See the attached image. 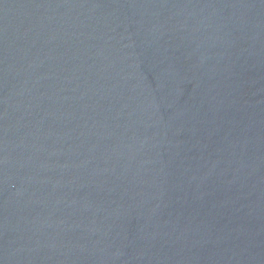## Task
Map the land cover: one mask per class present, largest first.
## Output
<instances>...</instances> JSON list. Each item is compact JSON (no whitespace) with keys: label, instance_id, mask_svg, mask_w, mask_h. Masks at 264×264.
Segmentation results:
<instances>
[{"label":"water","instance_id":"obj_1","mask_svg":"<svg viewBox=\"0 0 264 264\" xmlns=\"http://www.w3.org/2000/svg\"><path fill=\"white\" fill-rule=\"evenodd\" d=\"M0 264H264V0H0Z\"/></svg>","mask_w":264,"mask_h":264}]
</instances>
